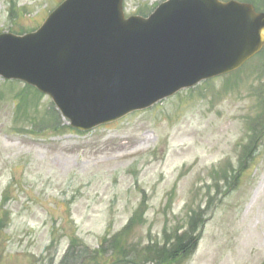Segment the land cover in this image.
<instances>
[{"label": "rangeland", "instance_id": "rangeland-1", "mask_svg": "<svg viewBox=\"0 0 264 264\" xmlns=\"http://www.w3.org/2000/svg\"><path fill=\"white\" fill-rule=\"evenodd\" d=\"M10 1L0 0V33L17 35L38 29L61 0H12L16 18ZM164 1L124 0V7L148 14ZM239 1L264 12V0ZM5 82L0 77V264H163L148 248L167 237L174 243L201 212L195 247L166 264H264V136L256 132L264 125V53L86 133L68 131L62 118L65 129H33L51 126L53 104L29 91L20 101L24 84ZM228 165L234 171L223 183ZM143 198L144 216L119 239L121 250L93 261ZM71 241L80 255L66 262Z\"/></svg>", "mask_w": 264, "mask_h": 264}, {"label": "water", "instance_id": "water-1", "mask_svg": "<svg viewBox=\"0 0 264 264\" xmlns=\"http://www.w3.org/2000/svg\"><path fill=\"white\" fill-rule=\"evenodd\" d=\"M122 4L71 0L38 33L0 36V76L50 95L86 131L236 71L264 47V14L250 4L172 0L146 25L125 23Z\"/></svg>", "mask_w": 264, "mask_h": 264}, {"label": "trees", "instance_id": "trees-1", "mask_svg": "<svg viewBox=\"0 0 264 264\" xmlns=\"http://www.w3.org/2000/svg\"><path fill=\"white\" fill-rule=\"evenodd\" d=\"M22 97L23 94L19 95L20 101H22L21 100ZM140 213H142V207L138 209V213L136 214L134 221L140 219L138 216V214ZM202 224H203L202 217H200L199 220L192 222L191 226H192V230L194 229L193 232H196L199 229V226H201ZM195 240L196 238L193 236L190 237L178 236L176 237L175 242L170 247L163 246V248L161 249H155L149 251L148 254L151 253L152 255L150 256V258H153L154 260L159 261L163 264L169 263L171 261H177V259L185 256L189 252L190 247L194 246ZM120 250L121 248L120 245H118V243L113 244V246L111 247L112 252H116V251L118 252ZM70 259L73 261L76 260V255L73 254L70 257Z\"/></svg>", "mask_w": 264, "mask_h": 264}]
</instances>
